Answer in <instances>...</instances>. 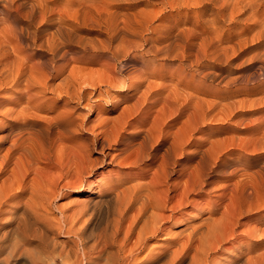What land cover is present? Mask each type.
<instances>
[{
	"label": "bare ground",
	"instance_id": "bare-ground-1",
	"mask_svg": "<svg viewBox=\"0 0 264 264\" xmlns=\"http://www.w3.org/2000/svg\"><path fill=\"white\" fill-rule=\"evenodd\" d=\"M66 1L68 2V0H66ZM118 1H120V0H93V3H92L93 7L92 6L86 7L87 12L92 14L91 20H94L99 26L105 28L107 31H109V33L110 32H113V33L118 32V34L123 33L122 36L120 35L121 37H120L119 41L117 43L114 42L115 44H113L110 40L106 41L105 43L103 40H102L103 42L100 40L102 43H104L103 48L107 49V51L111 53V56H108L106 54L107 57L104 56L105 59H103L105 65L110 69L109 70L110 73H112L113 71H115L117 69V65H113L114 64L113 62H115L113 60L114 59L117 60V57L120 54V52H122V54L124 55L123 57H125V59H129L133 62L141 64L140 66H143V67L148 66L150 63L155 64L156 63V62H154L155 58L158 56H161V57L165 56V57H170V58L171 57L173 58V56L175 58L181 57L182 58V59L180 58L181 60H184V59L185 60H192V58H194V60L197 59L199 62V53L200 52L197 51L199 53L196 52V54H192V52L190 51V49L195 44L197 47H199V48H197L198 50L201 49V51H203L205 53L209 52V50L211 48L213 49L212 52L217 53V54H219V51H221L222 54L224 53L225 55L226 54L228 55V53L229 52L231 53V51L235 52V46H234L235 44L234 45H228L226 47H221L220 44H217L216 42L213 41V38H211L210 36H207L209 34L205 35L206 31H198L194 25H193V27H190V28L188 27V29L186 28V29L182 30L183 31L182 34L184 35V37H183L184 39H182V40L184 41L185 38L187 39L185 44H183L182 41L180 43L179 40L181 38L179 39L177 36L175 37V39L172 38V39H174V40H172L170 38L171 32L169 33V31L165 32L166 33L165 35H163L159 31L162 35L161 34L157 35V37H155V38L154 37L153 38L147 37L148 39H145V35L147 33L154 32V31L157 33V30H159V26L154 25L153 22L154 21L156 22L159 20H160V22H162L161 19H163L166 14H164L162 11H157L155 9H150V10L148 9L149 11L146 10L147 12H141V10H139L138 12H135V13H130L127 11L124 12L125 10H123V12H122L120 9H114L112 7L115 4V2L119 3ZM125 1H129V0H125ZM131 1H134V0H131ZM135 1L136 2L137 1L138 2L146 1V3L150 2V0H135ZM207 1H209L213 5H216V4L218 5L219 11L217 12V14L215 12V14H216L215 16H213V14L210 15V17L211 16L212 17L206 21L207 23L216 26L215 32L219 31L218 29L221 27V25H220V27H218V25L220 24V23L218 24V22H219L218 18L219 17H220V19L223 18L225 20H227V19L230 20V19H233L236 15L242 16L246 13H249V17L250 16L256 17L258 15V12L260 11V9L264 5V0H207ZM161 3L164 6V8L170 7V6L172 8H181V7L191 8L193 4L194 5L199 4V5L204 6V0H195L194 3L191 2L190 0H172V1L171 0H163ZM0 4H1L0 5V21H2L3 25L5 24L4 28L0 29V40H2V42L0 41V67H1V69H0V89H2L1 87H3V85H1V84H6V86H7V84H11L12 86L16 85V84L21 85L22 82L20 81V78H22V77L24 78V80L29 82V88L28 89H30L31 88L30 86L32 84H33L32 87L36 86V85L34 82H32L30 84V79L27 75V71L33 72V70H34V69L30 70L28 68L29 64H27L28 60L26 61V59L29 56L25 57L22 55L23 57H20L18 55L15 57V56H12V54H10V51H15V53L20 52V50L24 51L25 45L27 44L26 40H29L31 38L35 39L36 33L38 31V29L35 28L36 26L34 27L36 30L31 29V25L33 23L32 21H34L35 18L39 19L40 21L49 20L48 12L54 13L55 9L52 8L53 9L52 10L51 8H49L47 0H34V2H30L29 0L28 1L23 0L21 2L20 1L18 2V0H0ZM65 4H64V6H65ZM153 4H154L153 7H155L156 3H153ZM53 5L58 6V7L60 6V5H55V3ZM26 6H28V7L25 8ZM51 6H52V4H51ZM64 6H62V7H64ZM66 6H67V4H66ZM38 7H40V9H39L40 11L36 15V11H37ZM138 9H136V10H138ZM56 10H57V7H56ZM61 10H63V8ZM80 10H82V9H80ZM206 10L204 9L205 12H206ZM263 10H262V13H264ZM57 11L59 12L60 10H57ZM57 11H55V12L57 13ZM201 12L202 11L197 10L198 14H200ZM72 13H74V12H72ZM211 13L212 12H210L209 14H211ZM65 15H66V13L65 14L60 13L58 17H55L52 20L50 19L51 21H53V23L55 22V24L57 25V26H55V28L56 27L57 28H56V30L53 29L54 32L51 33L50 37L48 38V40H47L48 47L46 49L52 50L54 53H56V55H58L59 51L62 48H64L66 41H69L71 39V35L73 33V32L72 33L67 32L66 30L68 28L67 29L65 28L66 29L65 31L63 30L64 24H62V23L65 21V17H66ZM206 16H208V14ZM258 16H259V19L256 22L262 24L264 27V14L261 15L259 13ZM87 17H88V15H87ZM249 17H248V19H249ZM69 18H71V17H69ZM88 19H90V18H88ZM196 19H198V18H196ZM203 19H205V18L203 17ZM252 19H254V18H252ZM71 20H74V19H71ZM249 20H251V19H249ZM67 22H69V21H67ZM222 22L225 23L224 21H222ZM235 22H234V24H235ZM87 24H88V22L86 23V25ZM186 24H188V23H186ZM225 24H224V26H225ZM71 25H73V22L71 23ZM230 25H231V23H230ZM163 26L164 25L162 24V27ZM165 26H168V25L165 24ZM184 26H186V25H184ZM164 29H165V27H164ZM44 30H45V27H44L43 31ZM170 30H172V29H170ZM257 30H260V29H256V31ZM46 31H48V30H46ZM165 31H167V30L165 29ZM177 31H178V33H180L178 29H177ZM222 32H223V30L221 31V33ZM234 32H236V31H234ZM219 33L217 32L216 34H219ZM226 33H228V32H226ZM259 33L261 34L262 32H258V34ZM152 34H154V33H152ZM42 35L45 36L43 32H42ZM66 35H68L67 38H66ZM107 35L109 36V34H107ZM250 35H252V34H250ZM229 36L230 35H228V38H229ZM216 38H218V36H216ZM222 38H224V37L222 36ZM252 38L253 37L251 36V39ZM110 39H112V38H110ZM169 39H171L170 40L171 42L168 44H164L167 41H169ZM24 41H26L25 45H24ZM71 41H72V39H71ZM143 41L147 42V45H148L147 46L148 49L145 51V53L150 54L152 58H145L144 57L145 53H142L141 55L138 56L134 52V50H136V48H138L139 46L142 45ZM221 41H224V40H221ZM243 41H244V39H243ZM101 42H100V44H101ZM238 42L241 43L242 39L239 40ZM34 44H35V42H34ZM162 44H164V45H162ZM263 44H264V42H263ZM85 45H86V43L83 45V48ZM94 45L95 44H92L89 46L92 47ZM225 45H226V43H225ZM238 45H240V44H238ZM241 46L243 47V44ZM26 47H28V46H26ZM33 47H34V45H33ZM91 47H90V50H92ZM79 48H82V47L79 46ZM95 48L99 49L100 47L96 46ZM27 50H29V49H27ZM67 51H64V52L60 51V54H61L60 59L57 58V59H59V61L61 60L62 63H59V61L56 62L57 59L52 58L53 61H52V59L50 60L53 62V63L51 62L52 63L51 67L48 65V62L44 61V59L42 62H40V59L37 58L39 63H36L38 61L35 62L33 60L35 62V65L38 64V65H36L37 69L40 70L38 72H40V73L41 72H47L48 73V71H46V70H47V68L50 67L51 70H49L48 75H47V73H45V75L47 76V79H49L48 78L49 76H52L51 74L53 73V71H56V73L54 72V74H60V73L62 74L63 72L61 70L66 68V66L64 68V65H66L65 63H67V61H64L63 59L66 58V55L68 54ZM70 51H68V52H70ZM24 52H26V51H24ZM61 52H63V53H61ZM78 52H79V50H78ZM97 52H98V50H97ZM28 53H30V51ZM28 53H22V54H28ZM237 53L235 52L234 54H237ZM95 54H97V53H95ZM95 54H93V56ZM28 55H32V54H28ZM71 55H73V54H71ZM104 55H105V53H104ZM230 55H228V56H230ZM101 56H100V59H102ZM258 56H259V53H258ZM215 57H213V58L215 59ZM137 58H139L140 61L137 60ZM207 58L209 59V57H207ZM28 59L30 60V58H28ZM78 60L81 61V59H78ZM90 60H92V59H90ZM227 60H228V58H227ZM33 61H32V65L34 63ZM63 61L65 62L64 64H63ZM82 61L85 62L84 60H82ZM92 61H94V60H92ZM68 62H69V60H68ZM102 62L103 61H101V64H102ZM193 62H195V61H193ZM54 63H56V65H54ZM125 63H123V64H125ZM70 64H71V62H70ZM35 65L33 67H35ZM155 65H157V64H155ZM189 65H191V64H188V66ZM120 66H122V65L120 64ZM162 66H166V65H162ZM208 66H210V65H208ZM33 67H30V68H33ZM70 67H71V65H70ZM138 67H139V65H138ZM173 67H175V66H173ZM208 68L206 70H208ZM68 69H69V67H68ZM134 69H136V68H134ZM109 71H107V72H109ZM157 71H159V70H157ZM208 71H210V70H208ZM38 72H36V73H38ZM33 73H35V72H33ZM110 73H108L109 75H106V77H107L106 82H108L107 84H108L109 88L110 87H113V89L117 88V89H120L122 92H126V91L131 90V87H128V84H127L128 80L126 81V78L123 77V78L116 79L115 77H112V75L114 73L111 74V76H110ZM42 74L44 75V73H42ZM76 74H78V73L75 71L72 75H68V76L64 77V79H63L64 80V87H63V89H61V91L65 92V95H76V97L79 99H85L86 96L88 95L87 91H86V85L87 84H91L92 87L94 86L96 91L99 89L97 87L98 85H96V83H93L91 81L88 82V80H86L87 78L80 81V79L82 77L77 76ZM126 74H128V73H126ZM45 75L43 77H46ZM130 75L128 74V76H130ZM204 75H206V74H204ZM56 76H55V78H56ZM58 78H60V77H58ZM131 80H132V78H131ZM242 80H244V79H242ZM44 81H46V80H44ZM24 83H22V84H24ZM40 83H42V82H40ZM82 83H84V85ZM103 83H105V81ZM76 84L79 85V89H77L76 91H73L71 87L76 85ZM129 84H132V83H129ZM146 84L147 85L150 84L153 87V89L156 88L152 85V83H146ZM188 85H189V81H188ZM162 86L163 85H161V87ZM14 87L15 86H13V88ZM92 87H90V88L92 89ZM135 87H136V85H135ZM140 87H141V85H140ZM158 87L161 88L159 85H158ZM174 87H176V86H174ZM201 87H203V86H201ZM42 88L44 89L43 86L40 89H42ZM104 88H106V87H104ZM17 89H16V91H17ZM35 89H37V88H35ZM38 89H39V87H38ZM49 89H47V90H49ZM110 89H112V88H110ZM147 89H149L148 86H147ZM147 89H146V91L143 90L144 92L142 93V95L140 94V97H138L139 95L137 94L138 99L135 101V103L132 105L131 108L120 113L119 117L117 116L118 119H116L115 125L113 124L115 122L113 120L114 122H111V124H113L112 127H108L102 131L101 134L103 136L100 138H103V139H100V138L94 136L96 138H93L92 144H91V141H89L90 144L84 143V145H82L80 143H78L79 145L72 143L73 144L72 147H71V145H69L70 146L69 151L67 150V147H66V150L68 152H70V155H69V158H70L69 164L70 165H68V168H66L64 166V168H66V169L65 170L62 169L63 172L61 174H59L58 176H56V177L50 176L48 181H46V179H44V180L39 179V181H37L35 178L32 179V181L30 179H29V181L28 180L26 181V177L29 174H31L32 172H34L36 175H40V177H42V175H44L45 173L47 175V168H46V172L43 174L42 172L40 173V171H39V170H41V168L39 169V167H37L35 165L38 162V160L35 161L36 160L35 157H38V156H35V155H37L36 152L34 153L35 155L31 152V154H33L32 156H34L33 159H31L28 156V150L29 149H27V147L32 146V147L36 148L34 146L36 144V142L34 143V145H32L33 143L30 142L31 145L28 144V146H27L25 144V142L18 140V142L20 143L19 144L17 141H13L12 145H10L8 148L5 147L6 148L5 150L3 149L6 152L5 153L3 152L4 154L1 155L0 164L4 168H6V169H4V168L3 169L6 171L5 173L7 176H5V178L3 177L2 180L0 181V216L1 215L3 216V218H0V264H211L213 262V260L210 258H211V255L213 254V252L218 251L221 248V245L224 243V241H228L229 238L236 237L235 226L239 223L240 216L244 213H247L250 211L252 212V208L264 206V160H263L262 165L259 164L260 166H258V167H260V169H256V167L254 168L256 171H254V169H252L253 171L249 169V171H251L253 173L247 174L246 176L244 174L243 175V177L245 176L244 181L239 180L234 185L232 184L233 187L231 188V191L229 189H227L230 191V193H229L230 198L229 199L231 201L230 200L229 201L232 202V206L230 207L231 204L229 202L230 208H228V206H227L228 203L222 200L223 203H225V204L227 203V205L224 206V207H226L225 209L223 208V210L220 211L221 213L218 212V213H220V216L219 217L216 216V217H218L217 219H215L216 217L213 218L212 217L213 215H212L211 217L213 218V220H211L212 218L210 217L211 219H209V220H211V221H208V223L206 221L207 225L205 227L203 226L202 228H199V229H197V228L193 229L192 228V230L187 231V233H188V234L186 233L187 239L185 237L186 240L185 239H184V241L179 240V242L183 241L182 243H179L177 241L179 243V246L177 245L178 247L177 246H176V248L166 247L165 249H162L159 251L157 250L158 252L150 249V251H148V254L143 259H140L138 257V255H139L140 251L143 248H145V247H142L141 245L142 244L144 245V243L146 242V240L148 238H151L152 236H155L159 232H161L163 224L166 221L170 220L171 218L176 217V216H174L175 213L176 214L179 213L184 207H187V205L189 203H192L191 202V196L193 197L194 195H202V194L206 196V194L208 192H210V190H211L210 186H212L215 183L214 176L211 175V173L218 171L215 169L216 167L214 166L216 163V160L213 161L212 160L213 157L208 154V153H211L212 151L206 153L205 151H200V149H199V151L197 150V152L195 151L194 153L187 154V152H186L187 151L186 146L188 144H190L189 140L191 139V138H189L190 135L188 134L189 129L191 128L190 126H194V124H196L195 122L192 123L193 125L192 124L190 125V123H187V120H185V122H184L185 124L182 127L180 133H177L176 131L173 130L174 124L169 123L170 122L169 120L171 118H173L174 110L176 109V108L173 109L172 102L176 101V100L178 101V99H182L184 96L188 97V95H184V96L180 95V93H179L180 91L177 93L169 91L168 93L164 94L163 91L160 89L157 91H155V89H154V91H147ZM150 89H151V87H150ZM186 89H187V87L185 88V90ZM59 90L57 92H60ZM43 91H46V90H43ZM22 92H26V90H23ZM41 92H39V94ZM62 92H60V94ZM99 92L100 93L98 94V96L106 94V96L109 97V95H110L109 90L99 91ZM136 92H139V91L137 90ZM26 94H29V93H26ZM33 94L37 95L32 91V94L30 92L29 97ZM39 94H38V96L40 97ZM60 94H58V95H60ZM188 94H190V92ZM89 96H90V94H89ZM31 98H32V96H31ZM33 98H35V97H33ZM35 99H37V98H35ZM104 99H106V98H104ZM127 99H128V97H127ZM127 99H124V100H127ZM192 99H193V97H192ZM90 100H91V98H90ZM107 100H109V99H107ZM149 100H151V101H149ZM7 101H8V99H7ZM159 101L162 104L161 107H159L157 105L158 103H160ZM2 102L0 101V104ZM27 102H29V101H27ZM33 102H36V104H37L38 101L34 100ZM86 102H87L86 104H88V100ZM129 103H131V102H129ZM126 104H128V103H126ZM5 105H7L6 102H5ZM156 105L158 106L156 109H158L157 111H159V112L156 113L155 115L152 113L154 115L153 118H152L151 111H149V110L144 111L143 110V108H145V107H148L150 109ZM198 105H200V104L198 103L197 106ZM142 106H145V107L142 108ZM29 107H30V105L28 104V108ZM126 107H127V105H126ZM201 107H204V106H201ZM31 108H32V106H31ZM31 108H29V109H31ZM93 108H94V106H93ZM197 108L200 109L199 106ZM23 110H25V109H23ZM142 110H143V113H141ZM184 110L181 111V114L186 115V112H188V111L185 112ZM195 110H196V114H197V111H199V110H197V109H195ZM154 111L156 112L155 109H154ZM30 113L32 114L33 112H30ZM71 113H70V116L72 115ZM191 113L190 114L187 113V114L191 115ZM5 114H7V113H5ZM28 114H29V112H28ZM64 114H63V116H64ZM22 115L20 117H22ZM66 115L67 114H65V116ZM13 116H14V114H13ZM29 116H33V114L29 115ZM36 116H38L40 118L39 115L36 114ZM58 117H60V116H58ZM117 117H115V118H117ZM34 118L35 117H33V119ZM151 118L153 120H151ZM19 119L21 120V118H18L16 121H18ZM29 119H32V118H29ZM174 119H172V120H174ZM191 119L193 120V117ZM37 120H38V118H37ZM46 120L47 119H45V121ZM52 120H54V119L52 118ZM52 120H49V122ZM69 120L70 119H68V121ZM84 120H86V119L84 118ZM45 121H44V123H45ZM135 121L140 122L139 126H137V127L132 126V122H135ZM64 122H67V121H64ZM64 122H60V121L55 122V123H57L56 125L58 128V131H56L57 134L54 133V131H53L54 129H52L53 126L51 124H49L50 126H47V124H46L47 128H45V129L43 128L44 130L43 129L36 130L38 127L33 128V132H36V131L39 132V134L36 133L38 136L35 135V136L39 137L38 139L35 136H33L34 133L32 136L35 137L38 141H39V139H41V142L43 145L42 147H44L43 153H44V156L46 157V160L48 161V164L49 163L51 164V160L53 159L52 155H51L52 154L51 150H52V145H54V142H55L54 140H60L61 138L63 140V136L69 130L68 125H67L68 123L66 124ZM52 123H54V122L52 121ZM262 124H263V122H262ZM104 125H105V123H104ZM182 125H183V122H182ZM24 126L25 125H23V123L21 124V121L18 124H14V127L19 129V131L17 129H15V130H17L15 132H18V133L24 132L25 131V130H23ZM33 126L31 125V127H33ZM126 126H130L129 128H134V129H129V131H125ZM195 126H197V125H195ZM44 127H45V125H44ZM24 128L27 129L26 127H24ZM39 128H40V126H39ZM41 128H42V126H41ZM192 128H194V127H192ZM195 128L197 129V127H195ZM11 129L8 128V130H11ZM13 131H14V128H13ZM26 131L24 133H26ZM31 132H32V130H31ZM192 132H194V131H192ZM18 133H17V135H18ZM52 133L54 135V140H53V137H51ZM31 134L32 133H30V135ZM20 135L18 136V138H20ZM95 135H98V134H95ZM26 136H28L27 133H26ZM24 137H25V135H24ZM24 137H22L23 138L22 140H24ZM33 137H32V139H33ZM190 137H192V136H190ZM6 138H8V136ZM26 138L27 137H25V139ZM76 140H77V138H76ZM25 141H28V138ZM61 142H64V141H61ZM77 142H78V140H77ZM86 142H88V140ZM56 144H58V143H56ZM24 145H26L27 147ZM62 145H67V144H62ZM89 145H93V147H97L100 149L99 152H101V158L99 160L93 161L89 157V152H88V151H90ZM111 145H115V148H112V149L117 150V153H114V151H106L108 146H111ZM116 145L118 147H116ZM201 145H203V143ZM261 145H263V143ZM93 147H92V149H93ZM34 148H33V150H34ZM39 148H41V147H39ZM61 148H63V147H61ZM199 148H202V147H199ZM16 149H21V152H19L17 150L21 155L19 154V156H17L18 158H15V159H17L15 162V165L13 164L12 165L13 167L11 166V169L8 170L9 166L11 165L10 153L12 150L14 151ZM40 150L41 149H39L38 151H40ZM53 151H54V148H53ZM40 154H41V152H40ZM213 156H215L214 153H213ZM39 157H40V161H41L42 157L41 156H39ZM66 157H68L67 154H66ZM215 157L218 158L217 156H215ZM61 158L62 157H60V160H62ZM230 159H231V157H230ZM233 159H234V157H233ZM225 160H226V158H225ZM244 160H245V158H244ZM56 161H53V162L56 163ZM43 162H44V160H43ZM226 162H227V160H226ZM257 162H259V161H257ZM9 163H10V165H9ZM60 163H61V161H59V165H60ZM106 163H112L114 165H125V166L127 165V166H131V167L141 165L143 167L142 168L140 167L141 170H140V172L138 171L139 173L137 174V177H133L130 179H128V178L117 179V180H111L110 179L111 181L105 183V185L103 184V186L97 190L98 193H95L96 191L93 190L92 187L89 186L90 182L88 181L89 180L88 178H87L88 180L86 179V177L91 176L93 171L96 169V167H95L96 165H99L102 167ZM57 164H58V162H57ZM237 165H238V162H237ZM239 165H243V163L239 162ZM251 165H250V167H251ZM219 166L221 167V165H219ZM248 166H249V164H248ZM248 166H246V167L249 168ZM226 167H228V166H226ZM236 167L237 166H235V168ZM57 168H58V166H57ZM137 169H139V168H137ZM230 169L232 170V167ZM246 170H248V169H246ZM246 170H244L243 173H246L247 172ZM51 171H53V170L51 169ZM99 172H102V170H99ZM5 173H3V174H5ZM240 173H242V172L240 171ZM231 174L234 177L235 174H233V171ZM69 175H72V177H73V181L71 183L72 184L74 183L77 186H80L79 191L84 192V190H86L90 187L93 191L90 190L88 192L91 194H94V195H91L90 197H87V198L85 197L86 198L85 200L77 203L75 209H74V207L69 208V209L73 210V213L71 212L72 215L69 214V216L71 215L70 217L69 216L65 217L63 214V216L61 215L62 217H59L60 216L59 215L58 216L59 218L55 215L56 219H54V217L52 215H51L52 217L50 216L52 208H50L49 206H52V204L55 202V199H57V197L60 195V193H62L63 188L68 186V184H71V183H66L62 187H59V180L61 178H63L64 176L66 177ZM237 175L238 174H236V176ZM109 176H111V175H109ZM66 178H68V177H66ZM117 178H119V177H117ZM233 179L232 180L229 179V180L231 182L235 181ZM237 179H239V178H237ZM68 180H70V179H68ZM98 180L101 181L102 179L100 178ZM103 182H104V180H103ZM225 182H227V180L224 181V183ZM218 184H219V182H218ZM230 185L228 186L229 188L231 187ZM16 190H19V191L21 190V191L19 192ZM23 190H25V191H23ZM28 190H30V193H29L30 195H29V197L27 196L28 198H26V195H27L26 191H28ZM227 190H225V191H227ZM213 193H214V191H213ZM211 195H212V193H211ZM226 195H228V194H226ZM228 197H229V195H228ZM11 198H14L13 203H8V201L11 200ZM194 198H195V196H194ZM220 198H222V197H220ZM225 198H226V196H225ZM225 204H223V205H225ZM219 206H221V205H219ZM48 208H50V210H51L50 213H49ZM263 209H264V207H263ZM54 210H55V208H54ZM255 210L258 211V209H255ZM53 214H55V213H53ZM4 217H6L5 220H3ZM62 232H65V234L70 235V237H68L67 239L61 238ZM145 246H148V245H145ZM220 261H221V264H264V239L261 241V249L259 251V254L254 259H252V256L249 253H247V254L233 253L230 256L225 255L224 259L220 260Z\"/></svg>",
	"mask_w": 264,
	"mask_h": 264
},
{
	"label": "rangeland",
	"instance_id": "rangeland-1",
	"mask_svg": "<svg viewBox=\"0 0 264 264\" xmlns=\"http://www.w3.org/2000/svg\"><path fill=\"white\" fill-rule=\"evenodd\" d=\"M19 1L21 2L23 0H18V2ZM24 1H28V0H24ZM29 1L34 2V0H29ZM162 1L163 0H153V1L150 0V2L146 3V1H142V2L137 1L136 2L135 0L134 1L120 0V1H118L119 3L115 2V4L112 7L114 9H120L122 12H123V10H125L124 12L127 11L130 13H135V12H138L139 10H141V12H147L150 9H155L157 11H162L164 14H166L164 16V18L161 19L162 22H160V20L153 22L154 25L159 26V30H157V33L155 31L149 32L145 35V39L153 38V37L155 38V37H157V35H160L161 33L163 35H165L166 34L165 32L169 31V33L171 32L170 33L171 39L172 38L175 39V37L177 36L179 39L181 38L179 40V42L181 43V41H182V43L185 44L187 39L185 38L184 41L182 40V39H184L183 38L184 35L182 34L183 33L182 30L186 29V28L188 29V27L189 28L193 27V25H194L198 31H206L205 35L209 34L207 36H210L211 38H213V41L216 42L217 44H220L221 47H226L228 45H234L235 44L234 45L235 46V52L236 53L238 52V53L234 54L235 52L231 51V53L230 52L228 53V55H230V54L231 55L228 56L227 54L226 55L224 53L222 54V52L219 51V54H217V53L212 52L213 51L212 48L210 50L208 49L209 52L205 53V52L201 51V49L198 50L197 48H199V47H197L195 44L191 48L193 51L191 49H190V51L192 52V54H196L197 51L200 52V53L197 52V53H199V62L197 59L194 60V58H192V60H185V59L181 60L182 59L181 57L175 58L173 56V58H174L173 59L172 57L170 58V57H165V56H162V57L158 56L159 58L156 57L157 59L155 58V61H154V62H156L155 64H157V65H155L154 63H150L148 66L143 67V66H140L141 64L133 62L129 59H125V57H123L124 55L122 54V52H120V54L117 57V60L114 59L113 61H115V62L112 61L114 63V64L112 63L113 65H117V69L115 71H113L112 73H110V71H109L110 69L105 65L103 59H105L104 56L105 57H107V55L111 56V53L108 52L107 49L103 48V44L109 40L113 44L117 43L119 41L120 37L123 35V33H121V34L120 33L118 34V32L117 33H113V32L109 33V31H107L105 28L99 26L94 20H91L92 14L87 12L86 7H90V6L93 7V5H92L93 0H82V1L81 0L80 1L79 0H70V1L68 0V2L66 0H47L49 8L55 9L54 10L55 14L53 12H48L49 20H47V21H40L37 18H35L34 21H32L33 23L31 25V29L32 30L38 29V31L36 33L35 39L31 38L29 40H26L27 42L24 41V45L27 43L25 45V50H24L26 52H24L23 50H20L21 53L20 52L15 53V51H10V54H12V56H15V57L18 55L20 57H23V56L28 57L29 56L28 58H30V60L28 58L26 59V61L28 60L27 64L30 65V66L28 65V68L30 70L34 69L33 72H35V73H33L31 71H27V75L30 79V84L32 82H34L35 85L36 86L38 85V86L32 87V85H33L32 84L30 86L31 88L28 89L29 88V82L24 80V78L22 77V78H20V81L22 83L25 82L24 84L21 83V85L20 84L13 85V86H15L14 88L11 84H7V86H6V84H1V85H3V87H1L2 89H0V91H1L0 92V101L1 102L3 101L0 104V157H1V155H3L6 152L4 150L6 148H8L10 145H12L13 141L18 142V140H19V141L25 142V144L27 146H28V144H30V142L33 143L32 145H34V143L36 142V144L34 145L36 148H34L32 146L27 147L26 145H24L27 147V149L30 150V151L28 150V156L31 159H33L34 156H32V155L36 152L37 155H35V154L34 155L38 156V157H35L36 160L35 159L34 160L35 161L38 160V162H39V163L37 162L35 165L37 167H39V169L41 168V170H39L40 173L42 172L44 174L46 172V168H47V175L45 173L44 175H42V177H40V175H36L34 172H32L31 174H29L26 177V181L27 180L29 181V179L32 181V179H34V178L37 181H39V179H41V180L46 179V181H48L50 176L56 177L59 174H61L63 172V170L68 168V165H70L69 164L70 152H68L70 150L69 145H71V147H72L73 144L79 145L78 143H80L82 145H84V143L90 144L89 141H91V144H92L93 138L102 137L103 136L101 134L102 131L108 127H112L113 124L115 125L116 119H118V117L120 116L119 114L128 110L129 108H131L132 105L135 103V101L138 99V97H140V94L142 95V93L144 91H146L147 86L149 87V89H147V91H154V89H155V91H157L160 89L163 91L164 94L168 93L169 91L175 92V93L180 91L179 92L180 95H183V96L188 95V97L184 96L182 99H178V101L176 100V101L172 102L173 109L176 108L178 111L176 109L174 110V116H173V118H171L169 120L170 121L169 123L174 124L173 130L176 131L177 133L181 132V129L185 124L184 123L185 120H187V123H190V125L193 122L196 123V124H194V126H190L191 128L189 129L188 134L192 137L189 136V138H191V139L189 140L190 144H188L186 146L187 147L186 152H187V154L194 153L195 151L197 152V150L199 151V149H200V151H205L206 153L212 151L211 153H208V154L213 157V159H212L213 161L216 160V163L214 166L216 167L215 169L218 171L211 173V175L214 176L215 183L212 186H210L211 190H210V192H208L206 194V196L203 194L202 195H194L195 198H194V196L193 197L191 196V202L192 203H189L188 204L189 206L187 205V207H184L179 213H177V214L175 213L174 216H176V217H173L170 220L166 221L162 226L161 232H159L155 236H152L151 238H148L146 240V242L144 243V245L143 244L141 245L142 247H145V248H143L142 249L143 251L141 250L142 252L140 251V253L138 255V257L140 259H143L148 254V251H150V249L158 252L159 250L165 249L166 247L176 248L177 245L179 246V243H182L184 241L185 237L187 239V234H188L187 231L192 230V228L193 229H196V228L199 229V228H202L203 226L205 227L207 225L208 221L213 220V218L216 216L219 217L220 213H221L220 211L223 210V208L224 209L226 208L224 206H226L227 203H228V205H227L228 208H230L232 206V202H230L231 200L229 199L230 198L229 193H230L233 185L239 180L244 181V177L247 174L253 173V172L249 171V169L252 170L255 167H256V169H260V167H258V166L262 165V161L264 160V147H263L264 146V44H263V42H264V27L262 24L256 22L259 19V16H258L259 13L261 15L264 14V13H262V10L264 9L263 8L264 5L260 9V11L258 12V15L256 17H251V16L249 17V13H246L242 16L236 15L235 16L236 18L234 17L233 19H230V20L229 19L225 20L223 18L220 19V17H219L218 18L219 19L218 24L219 23L220 24L218 25V27H220V25H221V27L218 29L219 31L215 32L216 26L209 24L206 21L212 17V16L210 17V15L213 14V16H215L217 14V12L219 11L217 4L213 5L209 1L204 0V6L199 5V4L194 5L193 3L195 2V0H190L191 2H193L192 3L193 5L191 8H186V7L172 8L171 6L164 8V6L161 3ZM54 3H55V5H60V6L59 7L54 6L53 5ZM65 3L67 4V6ZM153 3H156L155 7H153L154 6ZM51 4H52V6H51ZM64 4H65V6H64ZM62 6H64V7H62ZM27 7L28 6H26L25 8H27ZM56 7H57V10H60L61 12L60 11L58 12L56 10ZM61 7L63 8V10H61L62 9ZM39 9H40V7H38V9H37L36 15L39 13V11H40ZM80 9H82V10H80ZM136 9H138V10H136ZM204 9L205 10L207 9L206 12L204 11ZM197 10L202 11L200 13L201 15L197 13ZM55 11H57V13ZM72 12H74V13H72ZM210 12H212V13L209 14ZM215 12H216V14H215ZM263 12H264V10H263ZM60 13H63V14L66 13L65 21L62 23V24H64L63 30L65 31L68 28L69 30L67 29L66 30L67 32H70V33L73 32L71 35V39L73 42L71 41V39L69 41H66L64 48H62L60 50L63 52L67 51V50L68 51L71 50L70 52L67 51L68 54L66 55V58L63 59L64 61H67V63H65L63 61V64L64 63L66 64V65H64V68H65V66H66V68L61 70L63 73L62 74L61 73L60 74H54V72L56 73V71H53V73L51 72L52 76H49L48 77L49 79H47V76L45 75V73H47V72H41V73L38 72L40 70L37 69L36 65H38V64L35 65V62L38 61V59H40V62H42L44 59V61L48 62V65L51 67V64L53 63L52 62L53 59H57V58L60 59V55H61L60 51H59V54L56 55V53H54L52 50L46 49L48 47V44H47L48 38L50 37L51 33H53L54 30H56V28H57V27L55 28V26H57L55 24V22L53 23V21H51V20L54 19L55 17H58ZM207 14H208V16H206ZM87 15H88V17H87ZM202 16L205 19H203ZM69 17H71V18H69ZM248 17L251 20H249ZM88 18H90V19H88ZM196 18H198V19H196ZM252 18H254V19H252ZM71 19H74V20H71ZM67 21H69V22H67ZM222 21H224L226 24L223 23ZM72 22H73V25H71ZM87 22H88V24L86 25ZM234 22H235V24H234ZM1 23H2V21H0V29L4 28V26H5V24L3 25V23L2 24ZM186 23H188V24H186ZM230 23H231V25H230ZM162 24L164 25L163 27H162ZM165 24L168 26H165ZM224 24H225V26H224ZM184 25H186V26H184ZM43 26L45 27L44 31H43V29H44ZM164 27L167 31H165ZM170 29H172V30H170ZM177 29L179 30L180 33H178ZM256 29H260L261 31L260 30L256 31ZM46 30H48V31H46ZM222 30H223V32L221 33ZM234 31H236V32H234ZM42 32L44 33L45 36L42 35ZM217 32L218 33L220 32V33L216 34ZM224 32L225 33L228 32V33L225 34ZM258 32H262V33L258 34ZM152 33H154V34H152ZM249 33L252 35H250ZM107 34H109V36ZM220 34L224 38H222V36ZM228 35H230L229 38H228ZM67 36L68 35H66V38H67ZM216 36H218V38H216ZM251 36L253 37L252 39H251ZM110 38H112L113 40ZM171 39H169V41H167L164 44L170 43ZM174 39H172V40H174ZM241 39H242L241 43L243 44V47L241 46L242 44L238 42ZM243 39H244V41H243ZM100 40L101 41L103 40L104 43H102L103 41L101 42ZM221 40H224V41H221ZM0 41L2 42V40H0ZM33 41L35 42V44ZM100 42H101V44H100ZM85 43L87 46L85 45L86 47L84 46V48H83V45ZM225 43H226V45H225ZM88 44L89 45L95 44V45L91 47ZM164 44H162V45H164ZM238 44H240V45H238ZM33 45H34V47H33ZM26 46H28V47H26ZM79 46L82 48H79ZM96 46H98L100 48L97 49V48H95ZM141 46H139L138 48H136V50H134V52L138 56L141 55L142 53H145V51L148 49L147 42H145V41H143ZM90 47L92 48V50H90ZM193 48L194 49L196 48V49L194 50ZM27 49H29V50H27ZM78 50H79V52H78ZM97 50H98V52H97ZM29 51H30V53H28ZM63 52H61V53H63ZM22 53H28V54H32V55L22 54ZM95 53H97V54H95ZM104 53H105V55H104ZM258 53H259V56H258ZM71 54H73V55H71ZM93 54H95V55L93 56ZM146 54L147 53H145V55H144L145 58H152L150 54H147V55ZM100 56L102 59H100ZM207 57H209V59ZM213 57H215V59ZM227 58H228V60H227ZM51 59H52V61H50ZM59 59H57L56 62L59 61ZM78 59H81V61ZM90 59H92L94 61H92ZM68 60H69V62H68ZM82 60H84L85 62H83ZM137 60L140 61L139 58H137ZM32 61L34 62L33 65H32ZM101 61H103L102 64H101ZM193 61H195V62H193ZM70 62H71V64H70ZM36 63H39V61ZM59 63H62V61L60 60ZM123 63H125V64H123ZM120 64L122 66H120ZM188 64H191V65L188 66ZM34 65H35V67H33ZM54 65H56V63H54ZM70 65H71V67H70ZM138 65H139V67H138ZM162 65H166V66H162ZM208 65H210V66H208ZM173 66H175V67H173ZM30 67H33V68H30ZM50 67L47 68V70H46V71H48V73H49V70H51ZM68 67H69V69H68ZM206 67L207 68L209 67L208 70H210V71L206 70L207 69ZM134 68H136V69H134ZM0 69H1V67H0ZM67 70L68 71L70 70V71L68 72ZM157 70H159V71H157ZM75 71L78 73V74H76L77 76L82 77L80 79V81L87 78L86 80H88V82L91 81L93 83H96V85H98L97 87L100 90L98 89L96 91L94 86L92 87L91 84H87L86 85V91H87L88 95L86 96L85 99H79L76 97V95H65V92L61 91V89H63V87H64V80L63 79L65 76L72 75ZM107 71H109V72H107ZM36 72H38V73H36ZM42 73H44V75L46 77H43L44 75ZM48 73H47V75H48ZM108 73H110V76H111V74L114 73L112 75V77H115L116 79L123 78V77L126 78V81L128 80V82H127L128 87H131V90L126 91V92H122L120 89H117V88L113 89V87H110V88H112V89H110L108 84H107L108 82H106V79H107L106 75H109ZM126 73H128L129 75L131 74V75L128 76V74H126ZM204 74H206V75H204ZM55 76H56V78H55ZM58 77H60V78H58ZM130 77L132 78V80ZM242 79H244V80H242ZM44 80H46V81H44ZM104 81H105V83H103ZM188 81H189V85H188ZM40 82H42V83H40ZM129 83H132V84H129ZM146 83H152V85L156 88L153 89V87L150 84L147 85ZM82 84L84 85V83H82ZM135 85H136V87H135ZM140 85H141V87H140ZM158 85L160 87H161V85H163V86L161 88H159ZM42 86L44 87V89L43 88L42 89L46 90V91H43L42 89H40ZM174 86H176V87H174ZM201 86H203V87H201ZM38 87H39V89H38ZM90 87H92V89ZM104 87H106L107 89ZM150 87H151V89H150ZM186 87H187V89L185 90ZM35 88H37V89H35ZM71 88L73 91H76L77 89H79V85L76 84V85L72 86ZM16 89H17V91H16ZM47 89H49V90H47ZM57 89L58 90L60 89L59 91L62 92L63 94L62 93L60 94V92H57L58 91ZM136 89L139 92H136L137 91ZM23 90H26V92H22ZM31 90L35 94H37V95H34V94L31 95L32 98H31V96L29 97L30 92L32 94ZM105 90H109V94H110L109 97L106 96V94L98 96V94L100 93L99 91H105ZM39 92H41V93L39 94ZM189 92H190V94H188ZM26 93H29V94H26ZM38 94L40 95V97L38 96ZM58 94H60V95H58ZM89 94H90V96H89ZM137 94L139 95L138 97H137ZM33 97H35L37 99H35ZM103 97L106 99H104ZM127 97H128V99H127ZM192 97H193V99H192ZM90 98H91V100H90ZM7 99H8V101H7ZM107 99H109V100H107ZM124 99H127V100H124ZM34 100L38 101L39 103L37 102V104H36V102H33ZM87 100H88V104H86ZM4 101L7 103V105H5ZM27 101H29V102H27ZM149 101H151V100H149ZM129 102H131V103H129ZM126 103H128L129 105ZM198 103L200 104V105H198L200 107V109L197 108ZM28 104L30 105L29 108H31V106H32V108H31L32 110L28 108ZM126 105H127V107H126ZM157 105L159 107L162 106L161 102L158 103ZM157 105L154 106L153 108H150V109L148 107H145V106H142V108L145 107V108H143L144 111L149 110V111H151V114L153 113L155 115L156 113L159 112V111H157L158 109H156L158 107ZM93 106H94V108H93ZM201 106H204V107H201ZM23 109H25L26 111ZM154 109L156 110V112L154 111ZM195 109L199 110V111H197V114H196ZM143 110L141 111V113H143ZM182 110H184L185 112L188 111V112H186V115L181 114ZM27 111L29 112V114ZM30 112H33L32 113L33 116H29V115H32ZM189 112L190 113L192 112L191 115H188V114H190ZM5 113H7V114H5ZM64 113L67 115L65 116ZM70 113L72 114L71 116H70ZM13 114H14V116H13ZM36 114L39 115L40 118L38 116H36ZM63 114L65 117L63 116ZM153 114H152V118L154 117ZM21 115H22V117H20ZM58 116H60V117H58ZM33 117H35V118L33 119ZM115 117H117V118H115ZM190 117L191 118L193 117V120ZM18 118H21V120L20 119L18 120L19 122L16 121ZM29 118H32V119H29ZM37 118H38V120H37ZM52 118L54 120H52ZM84 118L86 120H84ZM152 118H151V120H153ZM45 119H47V120L45 121ZM68 119H70V120L68 121ZM172 119H174V120H172ZM49 120H52L54 123H52V121L49 122ZM20 121H21V124L23 123V125H25L24 127L27 128V129H25L23 127V130H25V131L27 130L26 133L28 136H26V133H24L25 131L22 133L21 132H19V133L15 132L17 130L19 131V129L15 128L14 124H18V123H20ZM44 121H45V123H44ZM57 121H60V122L67 121L64 123H66V124L68 123L67 125H68V129H69L68 130L69 133L67 132L63 136V140H62V138L60 140H54V135H53V133L51 134L52 135L51 137H53V140L55 142H54V145H52V150H51L52 151L51 155H52L53 159L51 160V164L50 163L48 164V161L46 160V157L44 156V153H43L44 147H42L43 145H42L41 139H39L40 142L37 140L39 138V137H37L38 136L37 134H39V132L38 131L33 132V128L38 127L36 130H38V129L40 130L43 128L45 129V128H47V126H50L49 124H51L53 126L52 129H54L53 130L54 133H56V131H58V128L56 125L57 123H55V122H57ZM111 122H114V123L111 124ZM137 122L138 121L132 122V126H135V127L139 126L140 122H138V123ZM182 122H183V125H182ZM262 122H263V124H262ZM104 123H105V125H104ZM46 124H47V126H46ZM31 125L32 126L34 125V126L31 127ZM44 125H45V127H44ZM195 125H197V126H195ZM39 126H40V128H39ZM41 126H42V128H41ZM10 127L11 128L13 127L14 131H13V128L11 129ZM129 127L130 126H126L125 131H129V129H134V128H129ZM192 127H194V128H192ZM195 127H197V129ZM8 128L11 130H8ZM15 129H17V130H15ZM31 130H32V132H31ZM192 131H194V132H192ZM17 133H18V135H17ZM30 133H32V134L30 135ZM33 133H34V135H33ZM95 134H98L99 136L95 135ZM19 135H20V138H18ZM24 135H25V137L28 138V141H25V140H27V138L25 139ZM32 135L33 136L37 135V136H35L37 139L35 137H33ZM7 136H8V138H6ZM94 136H96V137H94ZM22 137H24V140H22L23 139ZM32 137L34 140L32 139ZM76 138H77L78 142H77ZM100 139H103V138H100ZM87 140H88V142H86ZM61 141H64L65 143L61 142ZM56 143H58V144L60 143V144L58 145ZM202 143H203V145H201ZM262 143H263V145H261ZM62 144H67V145H62ZM39 147H41V148H39ZM61 147H63V148H61ZM66 147H67L68 151L66 150ZM92 147H93V145H89V149H90V151H88L89 157L93 161L99 160L101 158V152H99L100 149L97 147H93V149H92ZM116 147H118V146L116 145ZM199 147H202V148H199ZM33 148L35 151L33 150ZM53 148H54V151H53ZM112 148H115V145L108 146L106 151H114V153H117V150H113ZM39 149H41L42 151L41 150L38 151ZM17 150L19 152H21V149H16L14 151L12 150L10 153V158L13 161L10 159L11 165L9 163L10 166H9L8 170L11 169V166L13 164L15 165V162L17 160L15 158H18L17 156H19V154H20ZM31 152L33 154H31ZM40 152H41V154H40ZM213 153L218 158L213 156ZM66 154L68 157H66ZM39 156L42 157L41 161H40ZM60 157H62L61 158L62 160H60ZM230 157H231V159H230ZM233 157H234V159H233ZM225 158H226L227 162H226ZM244 158H245V160H244ZM43 160H44V162H43ZM53 161H56V163ZM59 161H61L60 165H59ZM257 161H259V162H257ZM0 162H1V159H0ZM57 162H58V164H57ZM237 162H238V165H239V162L243 163V165L238 166ZM248 164H249V166H248ZM219 165H221V167ZM225 165L228 167H226ZM250 165H251V167H250ZM0 166H1V164H0ZM57 166H58V168H57ZM64 166L66 168H64ZM235 166H237V167L235 168ZM246 166H248L249 168H247ZM1 167H0V181L2 180L3 177L5 178V176H7L5 173L6 171L4 170L6 168H4L3 166H1ZM95 167H96V169L93 171L91 176H87L86 179L87 178L89 179V180L87 179L90 182L89 186L92 187V189L96 191L95 193H98L97 190L100 189L103 186V184L105 185V183H107L111 180L124 179V178L130 179L133 177H137V174L140 172V170L143 166L140 165V166L131 167V166H127V165L126 166L125 165H114L112 163H106L102 167L99 165H96ZM231 167H232V170L230 169ZM137 168H139V169H137ZM245 168L248 170H246ZM51 169L53 171H51ZM243 169L246 170L247 172L243 173L244 172ZM99 170H102V172H99ZM232 171H233V174H235L234 177L231 174ZM240 171L242 173H240ZM254 171H256V170L254 169ZM3 173H5V174H3ZM236 174H238V175L236 176ZM244 174H245V176L243 177ZM109 175H111V176H109ZM116 176L119 178H117ZM66 177H68V178H66ZM66 177L64 176L63 178H61L59 180V187H62L66 183H71L73 181L72 175H69ZM100 178L102 179L101 181L98 180ZM231 178L232 179L234 178L233 180H235V181L231 182L230 181V180H232ZM237 178H239V179H237ZM68 179H70V180H68ZM103 180H104V182H103ZM226 180H227V182L224 183V181H226ZM218 182H219V184H218ZM229 185L231 186L230 188L228 187ZM79 187L80 186H77L74 183L68 184V186L64 187L62 193H60V195L57 197V199H55V202L52 204V206H49L50 208H52L51 209L52 211L50 210V208H48L49 213L51 211L50 216L52 215L54 217V219H56L55 215L57 217L59 215H60L59 217H62L64 214L65 217H68L69 214L72 215V213H73V210L69 209V208L74 207V209H75L77 203L85 200L87 197H90L91 195H94V194H91L88 192L90 190L93 191L90 187L88 189L84 190V192L79 191V189H80ZM224 189L225 190L229 189L230 191L229 190L225 191ZM16 191H19V190H16ZM23 191H25V190H23ZM213 191H214V193H213ZM26 193H27L26 198H28L30 195L29 194L30 190L26 191ZM211 193H212V195H211ZM223 194L226 196V198ZM226 194H228L229 197ZM220 197H222L223 199ZM222 200L227 202V203L226 204L223 203ZM9 201H8V203H13L14 198H11V200H9ZM229 202L231 205L229 204ZM218 204L221 206H219ZM223 204H225V205H223ZM229 205H230V207H229ZM261 207L252 208V212L251 211L247 212L248 214L244 213V214H242L243 216L239 215L240 216L239 223L235 226L236 237H232V238H229L228 241H224V243L221 245V248L218 251L213 252V254L211 255V258H210L213 260V262L211 264H221L220 260H223L225 255L230 256L233 253H244V254L249 253L252 256V259L257 257V255L259 254V251L261 249V241L264 239V209H263L264 206H261ZM54 208H55V210H54ZM253 209L254 210L258 209V211L257 210L254 211ZM218 212H220V213H218ZM53 213H55V214H53ZM218 217H216L215 219H217ZM0 218H3V216L1 215ZM5 219H6V217H4L3 220H5ZM209 219H211V220H209ZM206 221H207V223H206ZM61 234H62L61 238H63V239L64 238L67 239L68 237H70V235L65 234V232H62ZM179 240H183V241L179 242ZM145 245H148V246H145Z\"/></svg>",
	"mask_w": 264,
	"mask_h": 264
}]
</instances>
